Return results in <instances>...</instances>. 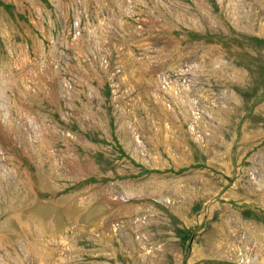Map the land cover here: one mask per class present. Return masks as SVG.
<instances>
[{"label": "rangeland", "instance_id": "obj_1", "mask_svg": "<svg viewBox=\"0 0 264 264\" xmlns=\"http://www.w3.org/2000/svg\"><path fill=\"white\" fill-rule=\"evenodd\" d=\"M0 264H264V0H0Z\"/></svg>", "mask_w": 264, "mask_h": 264}]
</instances>
